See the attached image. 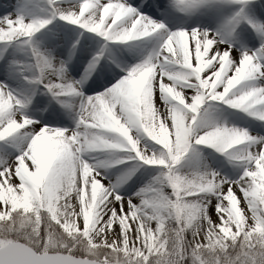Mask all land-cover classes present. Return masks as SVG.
Masks as SVG:
<instances>
[{"label":"snow or ice","instance_id":"1","mask_svg":"<svg viewBox=\"0 0 264 264\" xmlns=\"http://www.w3.org/2000/svg\"><path fill=\"white\" fill-rule=\"evenodd\" d=\"M175 3L189 14L215 7L211 0ZM226 3L232 15L214 31L169 30L144 14L161 7L158 0L136 7L47 0L48 17L37 0H20L0 15L3 51L20 45L31 52L27 64L0 55L6 79L28 86L21 92L0 81V142L19 149L11 162L0 161V264H264V137L214 115L222 103L264 121V24L248 18L264 4ZM57 17L144 56L115 86L85 96L103 52L74 79L68 65L89 47L87 38L72 43L67 58L68 40L36 39ZM245 20L261 40L252 54L229 43ZM41 88L74 108V129L49 127L56 111L40 121L27 116ZM67 97H79L78 105ZM197 146L243 161L240 175L229 179L207 166L185 171L182 162L201 155ZM92 150H111V158ZM116 165L126 170L113 182L101 169ZM144 165L161 166L158 175L134 195L121 194Z\"/></svg>","mask_w":264,"mask_h":264},{"label":"rangeland","instance_id":"2","mask_svg":"<svg viewBox=\"0 0 264 264\" xmlns=\"http://www.w3.org/2000/svg\"><path fill=\"white\" fill-rule=\"evenodd\" d=\"M71 1L76 2V0ZM19 2L20 0H0V15L6 14V10L11 11V6L18 5ZM37 2L40 4L42 9H45V11L41 12V15L45 17L50 16V9H48L47 0H37ZM211 3L215 6L212 11H210L208 7H202L195 13L189 14L181 12L176 6L175 0H158V4L162 6L158 7L154 11L145 12L144 14L148 15L153 20L164 23L171 31H176L180 28L191 30L195 27H199L201 29L210 28L214 31L220 26V23L224 18L232 15V7L226 3V0H211ZM253 3L264 4V0H253ZM131 4L134 7L138 6L137 0L135 2H131ZM141 11L143 12L144 10L141 9ZM248 18L256 24H264V11L258 9L249 10ZM81 33H83V35H81ZM46 34L53 35L58 39H66L69 41L68 48L64 49L65 55L62 56V58H67V51L71 48L72 43H75L76 40H80V43L83 44L85 43V38H87V42L89 44L95 45L91 48V50H86L84 52L85 56L87 55L88 57V62H90L94 56L103 52L99 65L83 85V92L86 95L99 94L102 90H104V88H108L110 82L106 83V79L110 80L111 77H114L115 69L123 68L125 71V69H128V65L132 66L137 61V59L132 60L130 58L132 54L134 56L137 48H133L119 42H106L104 41V37H101L98 33L85 31L77 25H72L66 21L60 20L59 17L54 19L52 23L47 26V28L41 31V33H38L36 39L42 40ZM229 43L233 44L235 46V50L239 53L251 44H253L255 50L259 49L261 46L259 35L252 28L251 24L247 22V20L240 22L238 26H236L235 32L232 37L229 38ZM106 44L107 47H105ZM42 45L43 47L47 46L44 44ZM108 52L109 54L112 53L114 56H117L119 61L112 63V59L109 57L108 63H106L107 61L104 60ZM79 53L80 52L77 51V58L73 59L70 64L76 66L77 61L80 60ZM0 55H3L9 60L16 59L23 61L25 64L31 61L30 50H26L20 45L10 46L7 52H4L3 46H0ZM3 63L4 61L0 60V65H3ZM127 63L128 65L125 67L124 65ZM88 64L89 63H87V65L85 64L86 68L88 67ZM70 68V71L75 69L74 66H71ZM124 71L121 76H124ZM2 73L3 72H0V75ZM84 74L85 70L74 76V79L80 80ZM118 76L119 75H117V77ZM117 77L115 76L113 78V83L118 81ZM2 79L5 80L0 76V81ZM101 85L104 86L98 89ZM28 94L31 95L30 92ZM70 98L71 97H67L65 99H67L74 106L78 105L79 97ZM218 108L223 110L219 115L214 113V115H217L218 119L227 120L229 126H236L240 129L247 130L249 134L252 133L250 125L253 124L251 120H254V116L248 115L241 110L232 109L222 103L218 105ZM69 109L70 108H66L62 104L58 103L50 93L41 88L40 91L33 97L32 103L28 105L25 112L29 118H32V115H37V119L44 120V118L48 117L49 112L56 111L60 114L59 118L45 121L48 126L60 129H74L77 124L78 116L76 113L74 114V111ZM254 122L256 123L255 120ZM258 127L261 128L260 126ZM22 146L23 145H21V147ZM197 148L201 153L200 157L191 163H189L187 159L182 162V164L188 165L185 171H192L196 167L203 169L207 166L229 179H235L238 175H240L242 169L239 165H241L243 161L233 160L229 162L228 157L225 154L217 152L211 146H197ZM116 151L121 154L123 153V150ZM18 155L19 149L15 145V142L11 140L0 142V161H11ZM95 156L100 160L107 161L111 158V150H96ZM160 167L161 166L159 165H144L135 173V175L131 177L130 180L127 181V183L121 186L119 191L123 195H134L141 188L148 185L153 178L158 175ZM125 170L124 166L116 165L108 169H101V172L115 182L116 178L122 175Z\"/></svg>","mask_w":264,"mask_h":264},{"label":"bare ground","instance_id":"3","mask_svg":"<svg viewBox=\"0 0 264 264\" xmlns=\"http://www.w3.org/2000/svg\"><path fill=\"white\" fill-rule=\"evenodd\" d=\"M135 2L136 0H129V3L131 4V2ZM66 3H75L74 1H71V0H66ZM262 22V21H261ZM85 31H87V30H85ZM104 41H106L107 42V40H106V38H104ZM99 42V41H98ZM94 43V42H93ZM100 43V42H99ZM112 43H117V42H112ZM84 44V43H83ZM89 44V43H88ZM95 44V43H94ZM122 44H125V43H122ZM125 45H129L130 46V44H125ZM95 45H92V44H89V47L86 49V50H91V48H93ZM42 47H43V45H42ZM85 50V51H86ZM57 51H59V49H57ZM245 51H247V52H249V54H252V53H254V52H256V50L254 49V47H253V44H251V45H249V46H247L246 48H244L239 54H242L243 52H245ZM85 56V55H84ZM108 56L109 57H112L113 58V61H112V63H115V62H118L119 61V59L118 58H116V56H114L112 53H108ZM143 56H144V49H138L137 48V51L135 52V54H134V56H133V54L130 56V58L133 60V59H137V61L132 65V66H135L137 63H139L141 60H142V58H143ZM127 65H128V63L126 64V65H124L125 67H127ZM69 66H74L75 67V69L74 70H72V71H70V67ZM111 66H113V65H111ZM130 65H128V67L127 68H130L129 67ZM68 69H69V72H70V74H71V76L74 78V76H76L79 72H81V71H84L85 69H86V67L85 66H83V65H79V64H77L76 66L75 65H72V64H69L68 65ZM123 68H117V69H115V72H114V77L116 76L117 77V75H119L117 78H118V81L116 82H114L113 83V78L114 77H111V79L110 80H107L106 79V83H108V82H110V85L108 86V88H111V87H113V86H115V84L116 83H118L119 82V80L120 79H122V78H124V76L126 75V71H124V76L122 75L121 76V74H123ZM1 77H3L5 80H1L2 82H7L8 84H9V86L12 88V89H14V90H19V91H21V92H26L27 91V84H26V82H21L20 80H16V82L15 81H13V80H7L6 79V77L4 76V74L2 73L1 75H0ZM104 85H101L100 87H98V89L99 88H102ZM107 87L106 88H104V90H102L100 93H102V92H104L106 89H108ZM88 91H90V90H88ZM99 93V94H100ZM94 95H97V94H94ZM85 96H93V95H86L85 94ZM71 98H77V97H71ZM70 98V99H71ZM69 110H72V111H74V114L76 113V111L74 110V108H70ZM33 117H35V118H31V119H33V120H37V121H40L39 119H37V115H32ZM253 119L256 121V123L254 122V120H251V122L253 123V124H249L250 125V127H251V131H252V133H250V135L253 137V138H257V137H264V121H262V120H260L259 118H257V117H253ZM258 126H260L261 128H259ZM12 141V140H11ZM95 152H96V150H92V155L93 156H95ZM7 162H11V161H7Z\"/></svg>","mask_w":264,"mask_h":264}]
</instances>
